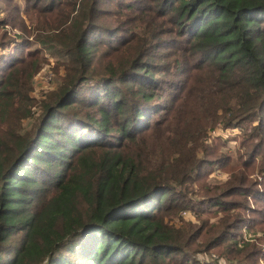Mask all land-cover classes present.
<instances>
[{
	"label": "trees",
	"instance_id": "obj_1",
	"mask_svg": "<svg viewBox=\"0 0 264 264\" xmlns=\"http://www.w3.org/2000/svg\"><path fill=\"white\" fill-rule=\"evenodd\" d=\"M0 5V264H263L264 0Z\"/></svg>",
	"mask_w": 264,
	"mask_h": 264
},
{
	"label": "rangeland",
	"instance_id": "obj_2",
	"mask_svg": "<svg viewBox=\"0 0 264 264\" xmlns=\"http://www.w3.org/2000/svg\"><path fill=\"white\" fill-rule=\"evenodd\" d=\"M17 2L22 8L26 7L27 0H17ZM0 7H3V5H0ZM6 31L12 37H14L13 36L14 34H20L17 30H14L9 27H7ZM32 49L42 50L36 42H34ZM42 58H43V65H42L43 69L32 81V86L34 87V89L33 92L31 93V96L36 102H41L45 100L48 93L58 87L57 80L59 76H56L55 73L57 60L49 52H46L44 50H42ZM61 74L62 75L64 74L63 69L61 70ZM32 112H33V118L31 119V121H27L26 123V126H28L30 130L32 125L36 122V118H38V116L42 113L40 104L32 107ZM242 134L243 133L239 129L224 130V131L216 130L215 132L210 133V138L208 140V143L213 146H220L219 148L220 154L228 153L234 156L236 154L235 150L238 148L239 144L241 143V139H242L241 137H243ZM221 141L223 142V144L225 142L227 143L225 147L220 145L222 144ZM228 177L229 175L225 172H221L220 170L215 171L209 177L208 183L214 184V183L225 182L226 179H228ZM254 178L258 180L257 182H261L264 180V177L261 176L260 178L258 175L254 176ZM192 187H193L192 192H194L193 197H198V196L201 197L202 187H200V185L197 183H194ZM180 216L185 222L199 223L198 217L193 211H184L181 213ZM173 223H176L178 226L181 225L179 220H174ZM245 234L246 235L244 239H246V241L248 239L254 238V232H249V233L246 232ZM258 236H261V234H259ZM213 257L212 259L214 260L218 258L216 256ZM202 259L206 262L210 260V258L206 256L202 257Z\"/></svg>",
	"mask_w": 264,
	"mask_h": 264
},
{
	"label": "built area",
	"instance_id": "obj_3",
	"mask_svg": "<svg viewBox=\"0 0 264 264\" xmlns=\"http://www.w3.org/2000/svg\"><path fill=\"white\" fill-rule=\"evenodd\" d=\"M217 130H220V131H222V129H217ZM216 130H214L213 132H215ZM233 132H235V131H233Z\"/></svg>",
	"mask_w": 264,
	"mask_h": 264
}]
</instances>
